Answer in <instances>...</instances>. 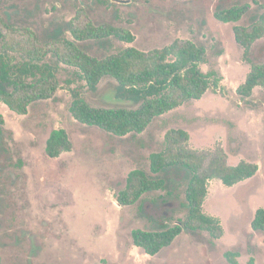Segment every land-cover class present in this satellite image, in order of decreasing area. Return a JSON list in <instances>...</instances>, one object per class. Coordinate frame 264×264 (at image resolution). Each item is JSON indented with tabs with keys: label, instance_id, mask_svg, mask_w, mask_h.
I'll return each instance as SVG.
<instances>
[{
	"label": "rangeland",
	"instance_id": "rangeland-1",
	"mask_svg": "<svg viewBox=\"0 0 264 264\" xmlns=\"http://www.w3.org/2000/svg\"><path fill=\"white\" fill-rule=\"evenodd\" d=\"M251 1V0H248ZM264 4V0H260ZM232 0H0V15L26 25L41 36L57 23L70 20L85 6L96 23L109 22L129 29L132 43L112 39L109 46L81 43L95 56L135 46L161 48L176 39H190L207 49L204 72L213 71L219 85L201 99L188 101L156 117L141 134L115 136L80 123L70 112L72 89L97 107H134L120 99L118 83L101 80L95 91L85 86L78 70L57 66L60 87L48 100L32 103L18 114L0 100L3 146L0 150V264H230L225 252H238V264H264V234L254 233L252 220L264 208V88L243 100L237 94L250 66L233 28L247 25L221 22L216 5ZM256 9V6H254ZM254 62L264 63V36L251 48ZM70 83V84H69ZM123 98V97H122ZM65 129L73 143L70 151L52 158L46 153L53 129ZM171 128L189 132V145L213 149L221 144L230 164L248 160L259 164L258 173L234 186L220 180L209 183L204 211L217 217L225 229L212 242L184 230L168 247L149 255L133 244L132 230L160 229L181 223L188 176L179 171L178 197L165 190L146 193L135 204L121 206L116 195L130 171L150 173V153L165 148Z\"/></svg>",
	"mask_w": 264,
	"mask_h": 264
},
{
	"label": "trees",
	"instance_id": "trees-1",
	"mask_svg": "<svg viewBox=\"0 0 264 264\" xmlns=\"http://www.w3.org/2000/svg\"><path fill=\"white\" fill-rule=\"evenodd\" d=\"M232 2L226 7L216 5L214 17L228 23L249 16L247 25L233 28L235 40L244 50L243 59L250 66L244 82L237 88V94L247 100L255 88H264V63L254 62L250 56L253 44L264 36V4L260 0ZM112 39L132 43L136 37L122 26L96 23L85 6H80L70 20L48 28L42 36L31 27L12 23L0 15V100L16 113L27 114L32 103L51 99L58 92L60 81L56 70L60 64L76 68L90 91H95L101 80L111 77L118 83L117 95L136 106H93L80 89L73 88L69 109L80 123L124 137L143 133L156 117L188 101L201 99L219 85L213 71L204 72L201 68L206 62L207 49L190 39H176L170 45L151 50L127 46L102 56L92 55L81 45L94 41L109 46ZM4 123L0 114V124ZM164 140L165 148L149 155L150 173L142 168L130 171L125 187L116 195L121 206L135 204L146 193L158 190L178 197L179 171L188 176L181 203L187 214L181 223L154 230H132L133 244L152 256L170 246L184 230L199 242L205 239L203 232H209L215 243L225 229L217 217L204 211L210 181L218 179L226 186H234L255 176L260 168L258 163L248 160L230 164L221 144L213 149L192 148L190 134L182 128L169 129ZM3 142L0 128V150ZM72 147L65 129H53L47 139L46 153L55 158ZM252 229L254 233L264 234V208L256 210ZM238 256V252H225L230 264H238Z\"/></svg>",
	"mask_w": 264,
	"mask_h": 264
},
{
	"label": "water",
	"instance_id": "water-1",
	"mask_svg": "<svg viewBox=\"0 0 264 264\" xmlns=\"http://www.w3.org/2000/svg\"><path fill=\"white\" fill-rule=\"evenodd\" d=\"M117 1L122 2V3L129 2V0H117ZM119 98H120V99H124V100L129 101V102H132L131 100H127V99L122 98V97H119Z\"/></svg>",
	"mask_w": 264,
	"mask_h": 264
}]
</instances>
